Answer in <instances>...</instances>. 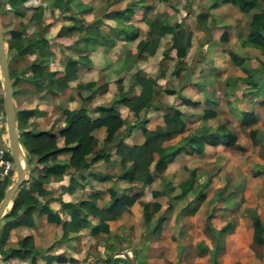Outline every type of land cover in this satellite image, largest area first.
I'll use <instances>...</instances> for the list:
<instances>
[{"label":"crops","instance_id":"1","mask_svg":"<svg viewBox=\"0 0 264 264\" xmlns=\"http://www.w3.org/2000/svg\"><path fill=\"white\" fill-rule=\"evenodd\" d=\"M179 1L181 2V0H161L158 2L156 0H107L106 3V0H103L106 5L96 18L92 17L95 19L91 21L89 20L92 14L91 6L81 0H70L69 7L65 9L56 7L54 0H0L2 40L8 60V71L10 68L12 73L10 82L14 80V84L11 86L14 112L28 111V113L21 115L27 124L26 130L46 131L51 129L57 131L64 124L63 109L71 110L84 106L89 117L95 118L98 114L95 110L96 106L110 104L113 99L123 92H129L130 95L138 94L140 86L135 79L136 77H145L154 79L155 90L158 92L154 104L158 108L141 111L138 115H134L126 107L115 104L121 117L125 120V124L119 130L125 143L137 145L143 142V137L139 133L141 129L136 124L139 120L145 118L147 121L144 127L148 130H155L163 126V114L170 111V109H178L183 113L182 119L185 122V130L183 133L172 136L165 141L164 145L175 144L182 136L196 131L200 126H204L209 132L214 131L216 126L221 123V119L225 117L229 120L226 129L236 134L237 143L244 148L243 151H245V148L250 147L251 150L256 149L259 153L262 150L264 154V90L254 91L253 84L255 82L249 80V78L244 79L247 75L232 59V56L242 58V65L249 69V75L256 74L264 69V56L259 50L250 45L242 44L246 37V29L252 13L264 9V6H259L257 10L254 11L253 9L248 13H240L237 10L241 17H238L232 26L233 28H240L237 26L241 24L245 35L238 46L232 49L228 43H224L227 39L231 40L233 28L230 22L228 20L218 21L214 18L215 14H218L224 6H231L230 4H224L221 0H209L210 5L207 6L206 10L197 13L193 17L194 22L190 23L188 21L187 23V18L179 15L180 7L177 5ZM115 2L125 4L118 7ZM152 2L156 6H153ZM160 2L165 3L168 8L163 15H160V9H158ZM125 9H130V13L118 14L119 11ZM177 13L179 17L175 18ZM245 16H247L245 23L242 24V18ZM152 21H156L159 25L172 26L177 24L176 31L190 34L189 47L181 60L182 65H177L174 48H171L172 33L160 35L157 32L158 29L150 25ZM79 22L82 27H88L94 23L99 34L105 37L108 43H89L83 37L85 35L83 28H72ZM213 29L214 31L218 30L219 33L211 32ZM10 31H20V39L44 38L48 41L49 50L45 48L42 52L44 54L50 53L44 56L40 63L41 57L38 56L37 51H27L23 56L15 54L13 49H7L6 40L9 39ZM126 31H132L133 40H126ZM74 33L76 37H74ZM211 33H213V37H211ZM144 42H147V44L141 50L140 46ZM234 42H236V39ZM154 45L153 54H149ZM69 60L77 61L71 69L74 77L68 82L64 94H57L51 88L52 84L46 73L51 71L63 72ZM37 64H40V68L35 66ZM214 66L219 68L216 76L211 73ZM231 68L234 70L228 75L225 70ZM178 69L179 71H177ZM169 76L170 79L166 80ZM170 90L174 91V94H167V91ZM107 92L110 97L106 99ZM76 94L81 98L76 99ZM171 98L175 101L173 104L169 102ZM182 98H186L188 101H184ZM191 102H194V104H191ZM201 102L208 103L209 107L201 108ZM182 104H188L189 106L182 108ZM196 107L201 108L198 114L195 110ZM205 109L213 111L215 116L203 120L202 116ZM193 119L196 121L192 122ZM212 122L215 123V126H211ZM190 127H192L191 130L188 129ZM251 131L254 133L253 137H250ZM243 134L248 137L250 146H246L239 141V136ZM92 135L99 142V146L94 148L97 150L101 148L100 143L105 136V131L103 128L96 129L92 132ZM57 143L61 145L62 140L60 137L57 138ZM219 148L230 149L220 145L215 147L206 146L201 154H194L191 153L189 147H186L185 151L177 155L171 163L162 169L160 177L156 176V178H159L157 183L154 181V177L149 185L142 188L116 178L120 173V164L117 157L112 154L108 162L99 160L85 169L83 178L78 179L77 185L71 190L63 189L69 183L68 174H64L59 180H50V182L43 185V189L50 192V194L44 198H39V200L41 203L46 202L52 210L58 213L60 218L67 219L65 212L60 207V200L78 203L81 200L90 199L95 207L103 208L109 205L108 188L117 189L119 192L123 191L126 195L141 191V196L124 210V213L129 211L135 203L140 205V202L150 201L147 196L143 199L145 189L148 187L149 197H152L153 201L160 196H171L174 191H176L174 195L178 194L179 189H175V185L172 184V178L175 180L174 172L169 174L170 170L185 169V165H182L181 162L182 160H188L187 156L207 158L212 157L211 154L216 152L223 153V151H219ZM68 156V154H60L55 159L65 160ZM216 157L214 156L212 160L214 161ZM262 165L259 171L251 172V183L254 185L258 184L260 179L264 181V162H262ZM195 167V163L192 162L188 167L189 173L187 175L183 174L178 188L183 181L190 177L192 169L198 171ZM34 172L36 174L37 170ZM204 174L205 171L201 173L202 176ZM103 175L110 177L106 180L98 178V176ZM216 176L207 177L210 179L211 185L218 181L217 178H222L220 175L219 177ZM195 180L197 184L201 183L200 177H195L194 182ZM109 181L112 182L110 186L106 185ZM165 181L169 182L170 187H172L169 194L165 192ZM192 187L193 184L190 193L193 191ZM224 187L225 185L221 188L220 184L219 187L216 186L212 190L218 191L221 188L219 190L225 193ZM197 191L198 189L195 193ZM228 191L227 188L226 193ZM247 192L248 190H244L241 195L244 196ZM33 219L34 224L32 227L12 228L9 235H17L16 238H20L24 234H30L33 236L34 243L40 249L42 256L46 254L61 255L67 259H72L65 263L52 260L50 264H78L76 253L79 250L76 247L85 232L97 245V248H102L101 259L105 260L106 253L111 256L115 252L129 250L124 248L112 252L109 250L108 246L110 244L117 247L110 238L115 233L110 227V223L114 220L108 222L109 232L106 235L91 236L89 233L91 225H88L77 233H69L64 241H60L62 233L60 226L47 224L44 215L37 216L35 213ZM40 223L45 229L47 228V231L42 234V238L46 239V243L49 242L50 234L52 235L51 239H53V242L45 248L42 247L46 243L41 244L37 241V238H40L38 236ZM41 231L43 232V230ZM131 253L133 254V250ZM115 258L126 260L123 256L118 255L113 260ZM21 261L27 262V260ZM104 262H101V264H104ZM118 262L126 264L123 260ZM140 263L147 264L141 255ZM37 264H43V261L39 258Z\"/></svg>","mask_w":264,"mask_h":264},{"label":"trees","instance_id":"2","mask_svg":"<svg viewBox=\"0 0 264 264\" xmlns=\"http://www.w3.org/2000/svg\"><path fill=\"white\" fill-rule=\"evenodd\" d=\"M70 0H54V4L59 8L69 7ZM224 4H230L237 8L240 13H248L251 10L264 6V0H221ZM130 9L119 11L118 14L130 13ZM2 14L0 13V21ZM80 23V22H79ZM150 25L158 29L157 32L162 35L164 33H172V45L177 58V65H182V58L189 47L190 34L176 31L177 24L169 26L167 24H158L152 21ZM83 28L85 35L83 36L89 43L101 42L107 44L105 37L99 34L97 26L90 24L88 27L82 25H74L72 28ZM20 31H10L9 39L6 40L7 49H13L15 54L23 56L27 51H37L38 56L42 61L44 54L42 51L47 48L49 50L48 41L44 38L20 39ZM132 31L125 32L126 40H133ZM152 42V40H151ZM155 44V41L153 40ZM147 42H144L140 47L141 50ZM244 45H250L259 50L264 56V9H260L252 13L250 21L246 29V37L242 42ZM155 45L149 51L153 54ZM166 52V51H165ZM233 61L241 67L243 73L249 78V69L242 65V58L232 56ZM76 60H69L62 71H51L46 73L51 82V88L57 94L63 95L67 89L68 82L74 77L72 67L76 64ZM40 68V64L35 65ZM179 71V69L177 70ZM41 75V74H40ZM9 77L12 78V73L9 68ZM136 82L140 86L138 94H129V92L120 93L108 105L96 106L95 110L98 113L95 118H90L84 106L77 109H63V126L57 131L51 129L46 131H34L27 129V124L22 118V114L28 111L15 112V124L19 142L27 159V178L14 193L10 207L1 217L2 225H0V256L3 264L9 259L27 260L26 264H37L40 258L43 264H50L52 260L58 263H65L72 259L65 258L61 255H41V251L36 247L34 238L30 234H24L20 238H16L14 247L4 248L9 232L15 227H32L34 224V215H44L47 224L60 226L62 233L60 241H64L69 233H77L86 226L91 225L89 233L91 236L99 234H108V222L117 219L124 210L133 204V202L141 196V191L126 195L123 191L108 188L109 205L107 207L98 208L92 203V200H81L78 203H70L59 201L62 211L65 212L67 219L60 218L58 213L52 210L49 205L41 203L39 198H44L50 192L43 189V185L50 180H59L64 174L69 175V183L64 190H71L77 185L78 179L83 178V171L89 168L93 163L101 160L108 162L113 154L117 157L120 164V173L116 176L118 180L143 187L149 185L155 176L160 177L162 169L171 163L174 158L185 151L186 147L190 148L191 153L201 154L206 146H223L226 148L243 151L244 148L237 143L236 134L226 129L229 120L222 118L221 123L216 126L214 131L209 132L204 126L196 131L184 135L173 145H164L165 141L170 139L175 134L183 133L185 130V122L182 119L183 113L178 109H170L163 114V126L155 130H148L144 127L146 119L139 120L136 124L141 130L140 135L143 137V142L140 144L129 145L125 143L119 133L120 128L125 124V120L121 117L115 104L122 105L134 115H138L141 111L157 109L154 104V99L158 95L155 90V82L152 78L136 77ZM14 80L11 81V86ZM255 85V84H253ZM89 86V85H86ZM264 90V88H263ZM78 94V93H77ZM75 95L76 99H80L79 95ZM167 94H174V91H167ZM188 101L186 98H182ZM2 105V100L0 101ZM194 104V102H191ZM213 111L205 109L203 111V120L214 117ZM250 118L248 117V120ZM246 120V118H245ZM253 120V119H252ZM103 128L105 136L102 139L101 148L95 150L99 146V142L93 137L92 132L96 129ZM254 133L250 132V137ZM62 140L61 145H58L57 138ZM113 151V152H112ZM60 154H68L65 160H56L55 157ZM30 165H33L30 167ZM35 170L37 173L35 174ZM110 176H98L101 180H106ZM195 179V170L190 171V177L179 185L178 194L168 198V203L163 208L162 203L158 201H148L142 203V216L144 223L148 226L153 222L150 230L153 233H159L162 224L166 218V213L172 209L171 200L182 198L190 188ZM12 182L8 178L0 180V200L3 197L5 190ZM169 182L165 181L166 194L172 189ZM210 185V179L206 178L205 182L199 184L198 191L192 194L193 200L196 202L203 201L206 198L205 191ZM222 192H216V198L221 199ZM221 201V200H220ZM264 203V196H263ZM185 207L180 209L184 212ZM156 217L153 221V216ZM252 230L254 241L259 244H264V225L261 222L257 213H252ZM230 227V223H226L217 230L220 233L226 232ZM208 228H210L208 226ZM217 237V236H216ZM216 240V239H215ZM202 244L199 243L198 247ZM112 252L114 250H122L123 248L115 247L112 244L108 246ZM134 259L140 263V255L137 250H133ZM110 254L105 258L104 264H108ZM124 259L115 258L113 264ZM213 264H217L216 260Z\"/></svg>","mask_w":264,"mask_h":264},{"label":"rangeland","instance_id":"3","mask_svg":"<svg viewBox=\"0 0 264 264\" xmlns=\"http://www.w3.org/2000/svg\"><path fill=\"white\" fill-rule=\"evenodd\" d=\"M81 1L91 6L92 14L89 19L91 21L99 15L102 8L106 5L103 0ZM179 2L177 3L178 7H180L179 15L186 17L187 23L188 21L190 23L194 22L193 17L200 11H205L207 6L210 5L209 0H181ZM122 3H116V6L120 7L125 4ZM152 4L156 6L155 3L152 2ZM231 6H224L218 14H215L214 18L218 21L228 20L233 28L232 25L238 17H241V14L237 12L235 6ZM158 9H160V15H163L168 8L165 3L160 2ZM179 15L177 13L175 18H178ZM246 17L242 18V24L245 23ZM76 24L81 25L80 23ZM241 26L240 24L237 26L240 28L234 27L232 29L231 40L227 39L224 42L225 44L228 43L232 49L238 46L240 40L244 38L245 31ZM211 32L219 33L218 30L214 31V29ZM74 37H76L75 33ZM211 37H213V33H211ZM235 39L236 42H234ZM218 70L219 68L214 66L211 69V73L216 76ZM233 70L231 68L225 71L229 75ZM168 79H170V76L166 78V80ZM249 80L255 82L254 91L259 92V90H263L264 69L258 71L256 74H250ZM108 97H110L109 93L105 95L106 99ZM169 102L173 104L175 101L171 98ZM188 106V104L181 105L182 108H187ZM200 107L207 108L209 104L203 102ZM200 107H196L195 109L197 114L201 109ZM211 126H215V123L212 122ZM188 129L191 130L192 127ZM2 137L5 141L8 139L6 133ZM239 141L246 146H250L248 137L245 134L239 136ZM219 149L223 153L216 152L211 154L212 157L195 158L194 156H187L188 160H182L181 162L182 165H185V169L178 168L170 170L169 173L174 172L175 180L172 178V184L175 185V189H179L178 184L183 178V174L187 175L189 173L188 167H190L192 162L195 163V168L198 169V171L195 170V177H200L201 183L208 176L215 177L217 175L219 177L220 175L222 178H217L218 181L214 182V185L210 184L211 186L204 189V191L206 190V198L203 201L196 202V200H193L192 194L199 188V184L195 180L191 193H186L182 198L177 200H171L172 209L166 213V218L158 234L150 230L153 222L148 226L144 223L141 212L143 202H140V205L135 203L129 211L122 212L117 219L110 223L111 229L115 231L114 235L110 238L115 245L120 248L129 249L130 251L137 250L146 260L147 264H213L214 260H216L217 264H264V244L259 245L254 241L251 217L252 213L256 212L264 225V181L260 179L258 184H255L257 185L256 187L251 183V172L261 169L263 166L262 162H264V154L262 150L259 153L256 149L251 150L250 147L248 149L245 148L243 152L233 149ZM214 156L217 157L213 161ZM204 171L205 174L202 176L201 173ZM154 181L157 183L159 178L155 176ZM220 184L221 188L225 185V193L221 194V201L215 197L217 190H212L216 186L219 187ZM106 185L110 186L112 182L109 181ZM227 188L229 189L227 192L229 194L226 193ZM148 190L149 187L145 189L143 199L147 196L150 201H153L154 199L149 197ZM244 190H248V192L242 196L241 193ZM174 193H171V196ZM171 196H160L155 201L162 203V207L164 208L168 203V198ZM143 199L142 201H144ZM225 202L228 203L225 204ZM182 207H185V210L181 213L180 209ZM153 217L154 221L156 214ZM226 223H230L229 229L223 233L217 232ZM0 225H2L1 220ZM38 229H40L38 231L40 238H37V241L41 244L46 243V239L42 238V234H44V231H47V228L45 229L40 223ZM16 237L18 236H11L10 234L4 248L14 246ZM51 237L52 235L50 234L49 242L42 248L47 247L53 242ZM199 243L202 244L200 247H198ZM76 248L79 250L76 253L78 264H101L104 261L100 257L102 248H97V245L93 243V240L88 237L86 232L82 234V238ZM107 255L108 253H106ZM25 263L26 261L19 259H9L6 261V264ZM116 264L123 263L118 262Z\"/></svg>","mask_w":264,"mask_h":264},{"label":"water","instance_id":"4","mask_svg":"<svg viewBox=\"0 0 264 264\" xmlns=\"http://www.w3.org/2000/svg\"><path fill=\"white\" fill-rule=\"evenodd\" d=\"M0 76H1V90H2V108L5 114L9 153L15 169V179L5 190L3 197L0 200V219H1L2 215L10 207L14 193L26 180V172L28 167L27 159L22 149V146L19 142L16 131L15 112H14V106L12 100L11 82L8 71V60L2 40L1 22H0ZM117 255L123 256L128 261L129 264H138L134 259V256L130 250L115 252L113 255L110 256L108 264H112L113 258ZM0 264H3L1 256H0Z\"/></svg>","mask_w":264,"mask_h":264},{"label":"built area","instance_id":"5","mask_svg":"<svg viewBox=\"0 0 264 264\" xmlns=\"http://www.w3.org/2000/svg\"><path fill=\"white\" fill-rule=\"evenodd\" d=\"M1 85V81H0ZM2 100V90L0 88V101ZM6 132L5 114L0 104V180L8 178L9 181L15 179V169L9 153L8 139L5 141L2 137Z\"/></svg>","mask_w":264,"mask_h":264},{"label":"bare ground","instance_id":"6","mask_svg":"<svg viewBox=\"0 0 264 264\" xmlns=\"http://www.w3.org/2000/svg\"><path fill=\"white\" fill-rule=\"evenodd\" d=\"M0 79H1V76H0ZM128 254V253H127Z\"/></svg>","mask_w":264,"mask_h":264}]
</instances>
